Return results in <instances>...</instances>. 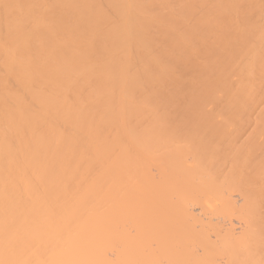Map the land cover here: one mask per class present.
Masks as SVG:
<instances>
[{"label":"bare ground","instance_id":"1","mask_svg":"<svg viewBox=\"0 0 264 264\" xmlns=\"http://www.w3.org/2000/svg\"><path fill=\"white\" fill-rule=\"evenodd\" d=\"M0 264H264V0H0Z\"/></svg>","mask_w":264,"mask_h":264}]
</instances>
